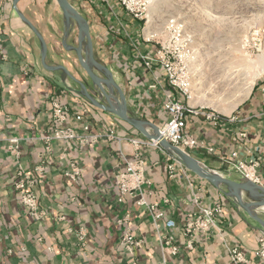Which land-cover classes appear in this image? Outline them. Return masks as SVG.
Listing matches in <instances>:
<instances>
[{"label": "crops", "instance_id": "0c3cea01", "mask_svg": "<svg viewBox=\"0 0 264 264\" xmlns=\"http://www.w3.org/2000/svg\"><path fill=\"white\" fill-rule=\"evenodd\" d=\"M14 1L0 0V264H231L233 247L241 248L249 264H264V257L256 254L264 229L221 186L202 179L184 163L171 179L168 150L142 148L139 154L150 182L143 186L146 200L160 204L164 219L173 220L175 227L168 228L165 221L157 232L150 212L137 205L138 197L118 201L115 174L125 169L124 156L133 158L137 152L126 138L146 137L116 114L94 105L73 79L89 91L96 90L78 60V27L65 18L58 0H20L16 7ZM69 2L87 21L94 59L109 70L125 95L128 116L161 126L167 120L162 90L171 89L161 69H145L139 57H153L157 50V36L149 31V24L133 18L118 0ZM38 34L47 47V67ZM85 46L86 41L84 57ZM94 71L105 76L102 70ZM155 74L161 87L152 90ZM114 93L119 97L117 90ZM248 96L238 111L223 115L218 124L189 116L187 129L202 146L188 153L207 169L237 181L241 178L228 161L231 154L241 161H258L264 187V80ZM53 100L69 105L67 126L80 130L81 124H90L93 133L113 131L124 140L53 142L47 149L44 138L52 132ZM193 101L194 96L189 104L197 107ZM99 103L106 105L105 100ZM77 115L83 117L82 123L75 119ZM144 129L154 132L150 125ZM11 140L18 141L19 157L9 148ZM71 162L82 169L77 181L64 175ZM19 170L32 176L44 213L41 220L22 206L13 186ZM194 195L202 208L221 206L224 212L216 227L190 240L182 231L188 215L198 211ZM124 218L128 223L121 225ZM127 229L141 241L135 256L122 243ZM162 236L174 238L175 255L161 243Z\"/></svg>", "mask_w": 264, "mask_h": 264}, {"label": "built area", "instance_id": "2783aa9c", "mask_svg": "<svg viewBox=\"0 0 264 264\" xmlns=\"http://www.w3.org/2000/svg\"><path fill=\"white\" fill-rule=\"evenodd\" d=\"M124 10L133 18L144 21L149 24V0H118ZM166 37L164 39H155L157 50L155 56L150 57L139 54L145 69L152 71L159 68L167 80L168 86L171 90H162L163 93V108L167 115V120L158 128V137L163 139L180 149L187 151L202 146V143L193 138L192 134L187 129V119L189 116L202 117L208 121L218 124L221 122V114L216 111H210L202 107H194L189 104L193 97V77L194 72L192 68L193 52L188 46L183 36V25L176 20H169L165 27ZM161 80L159 75H154V82L150 85V89H160ZM53 126L52 132L47 135L44 140L48 147L53 142H79L80 144H96L103 138L109 141L121 142L124 140L116 136L115 132L110 131L107 134L93 133L90 124H81V129L78 130L72 126H67V121L70 116V107L64 102L53 100L52 104ZM77 121L82 123L83 117L77 115ZM130 144L134 146L137 152L133 158L124 156L125 169L115 174V186L119 193L118 201L123 202L124 197H138L136 203L138 206L145 207L151 214L155 230L159 232L161 224L166 221L168 228H174L175 222L171 219L165 220V213L160 210V204H150L146 200L143 186L150 184L145 176L144 161L141 158L139 151L142 148H156L165 149L159 140L148 138H126ZM10 149L15 156H20V150L17 145V140H11ZM12 144V145H11ZM166 150V149H165ZM212 151V149H210ZM171 162L168 165L169 177L175 178L177 169L184 168L183 163L173 153H171ZM233 164L234 170L240 175L241 180L250 181L254 184L261 185V178L257 170L259 167L258 161L251 160L249 162L237 159V154H231L228 159ZM43 167H39L38 171H43ZM82 174L81 167L71 162L69 169L64 173L65 177L71 181H77ZM13 186L17 191L21 204L25 207L29 214L36 220H41L44 213L40 210L37 197L34 193V182L30 174L23 170L17 172ZM199 196L194 195V202L198 207V211L188 215L187 222L182 231L185 237L190 240L198 233H207L213 227L217 226V218L223 214L224 210L221 206L213 208H202L199 204ZM164 203H169L165 200ZM128 218L120 221V224H127ZM162 244L170 248L171 254L175 255L178 252V247L174 244V238L169 236H162L160 238ZM122 243L126 252L135 256L137 248L141 245V241L127 229ZM259 248L257 255L264 257V236L259 239ZM192 248L191 245H189ZM229 257L231 264H249L246 254L239 247L229 249Z\"/></svg>", "mask_w": 264, "mask_h": 264}, {"label": "rangeland", "instance_id": "374dc122", "mask_svg": "<svg viewBox=\"0 0 264 264\" xmlns=\"http://www.w3.org/2000/svg\"><path fill=\"white\" fill-rule=\"evenodd\" d=\"M149 1V31L156 38L166 37L169 20L183 25V36L193 52L194 104L221 116L238 111L249 97L237 102L246 87L254 81L253 89L264 80V63L259 66L260 58H264V0ZM236 104L231 113L225 112ZM219 186L250 220L264 229L251 216L264 221V210L257 206L264 199L244 192L243 202L252 207L249 213L237 203L233 190Z\"/></svg>", "mask_w": 264, "mask_h": 264}, {"label": "water", "instance_id": "95a60500", "mask_svg": "<svg viewBox=\"0 0 264 264\" xmlns=\"http://www.w3.org/2000/svg\"><path fill=\"white\" fill-rule=\"evenodd\" d=\"M20 0H15L14 5L17 6V3ZM61 10L65 16V18L69 21L73 20L79 31V46L77 48V55L78 60L80 62V65L85 70L87 75L89 76L90 80L93 82V84L96 86V90L89 91L86 85L79 80L73 78L76 82L79 83V85L82 88L83 93L85 96L92 101L94 105H97L100 108H104L114 114H116L118 117H120L122 120L136 128L138 131H140L146 138L148 139H154L159 140L161 145L168 150L169 152L175 154L182 163L185 164V166L193 171L196 175L201 177L202 179H205L206 181L214 184V185H224L227 188L233 190L235 192V196L237 199V203L246 211L249 212L250 205L245 204L240 198L239 193L242 191L243 193L246 192L249 194L252 198H258V199H264V187L261 185L254 184L250 181H244V180H232L229 178H226L222 176L221 174L207 169L203 164H201L197 159H195L190 153L187 151H184L180 149L177 146L172 145L171 143L159 139L158 137V126L148 123L146 121L136 120L132 119L127 114V101L125 98V95L123 94L122 90L119 86L114 82L111 73L109 70L101 66L95 59L93 55V44H92V38L90 35V30L87 21L83 18V16L73 7V5L69 2V0H58ZM21 18L26 21L31 28L33 26L23 17ZM34 29V28H33ZM39 38L42 42L43 49H44V66L47 67L45 58L47 54V47L46 44L42 38L41 35H39ZM86 41V55L83 56V47L84 42ZM50 70H56V69H62L65 70L63 67H54L50 68ZM94 68L97 70L104 71L105 76H99L94 71ZM108 91H107V90ZM114 90H117L119 97H116L114 94ZM113 91V92H112ZM99 97V99L96 101L94 98ZM105 100L106 105H102L99 103V101ZM142 125H150L154 132L153 134L148 133ZM263 202L257 203V206H263ZM250 213V212H249ZM253 219L260 222L264 225V221L259 219L257 216L251 215Z\"/></svg>", "mask_w": 264, "mask_h": 264}, {"label": "bare ground", "instance_id": "6f19581e", "mask_svg": "<svg viewBox=\"0 0 264 264\" xmlns=\"http://www.w3.org/2000/svg\"><path fill=\"white\" fill-rule=\"evenodd\" d=\"M148 33V35H150V32H147ZM262 57V56H261ZM264 57V56H263ZM264 63V58H260V63H259V66L260 65H262ZM263 67V66H262ZM263 69H264V67H263ZM253 84H254V81H252L249 85H248V87H246V89H245V92H243L242 93V95L239 97V99H238V101L237 102H241V101H243V99L245 98V97H247L248 95H249V93H250V91L252 90V87H253ZM194 91V90H193ZM193 96H195L194 94H193ZM236 102V103H237ZM193 103H194V101H193ZM236 106H237V104L235 105V106H233L231 109H228V110H226L225 112H227V113H231L235 108H236ZM143 126V128H144V126H147V125H142ZM243 192L241 191L240 193H239V198L243 201ZM246 203V202H245ZM259 208H261V210H264V205L263 206H261V207H259ZM258 208V209H259ZM252 209V207H249V211ZM257 212V211H256ZM258 215V214H257ZM254 216H256V215H254Z\"/></svg>", "mask_w": 264, "mask_h": 264}]
</instances>
